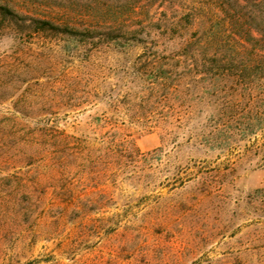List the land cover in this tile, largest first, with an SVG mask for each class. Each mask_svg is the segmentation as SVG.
<instances>
[{
    "label": "rangeland",
    "instance_id": "rangeland-1",
    "mask_svg": "<svg viewBox=\"0 0 264 264\" xmlns=\"http://www.w3.org/2000/svg\"><path fill=\"white\" fill-rule=\"evenodd\" d=\"M0 5V264H264V0Z\"/></svg>",
    "mask_w": 264,
    "mask_h": 264
},
{
    "label": "trees",
    "instance_id": "trees-1",
    "mask_svg": "<svg viewBox=\"0 0 264 264\" xmlns=\"http://www.w3.org/2000/svg\"><path fill=\"white\" fill-rule=\"evenodd\" d=\"M16 17V14L8 7L0 5V19L2 21L12 22V20H14ZM27 27L31 28L34 32L54 30V28H56V30H61V32L63 33L70 34V31H68L67 29H60L58 27H55L49 21L31 19Z\"/></svg>",
    "mask_w": 264,
    "mask_h": 264
}]
</instances>
